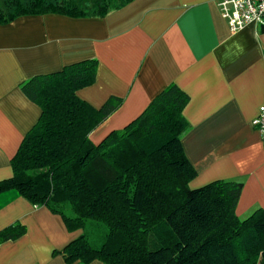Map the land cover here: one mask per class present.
Instances as JSON below:
<instances>
[{
	"label": "crops",
	"instance_id": "0c3cea01",
	"mask_svg": "<svg viewBox=\"0 0 264 264\" xmlns=\"http://www.w3.org/2000/svg\"><path fill=\"white\" fill-rule=\"evenodd\" d=\"M219 1L132 0L105 16L46 13L0 23V180L13 175L11 160L41 115L21 83L97 59L95 83L78 94L97 108L112 95L124 102L91 133L94 142L177 83L191 98L182 138L197 170L190 187L243 181L236 214L264 208V142L253 125L264 105V28L253 22L232 31ZM16 221L27 231L0 245V264H68L56 251L82 230L69 231L61 215L12 189L0 193V230Z\"/></svg>",
	"mask_w": 264,
	"mask_h": 264
},
{
	"label": "trees",
	"instance_id": "16d2710c",
	"mask_svg": "<svg viewBox=\"0 0 264 264\" xmlns=\"http://www.w3.org/2000/svg\"><path fill=\"white\" fill-rule=\"evenodd\" d=\"M131 1L3 0L0 23L46 13L105 16ZM97 68V59H87L21 83L41 115L11 160L13 175L0 180V193L15 189L61 215L69 231L82 230L56 251L68 264H264V208L246 218L236 214L244 182L190 187L197 170L182 143L190 95L169 84L96 143L91 133L124 102L112 95L97 108L80 97ZM26 231L18 221L4 227L0 245Z\"/></svg>",
	"mask_w": 264,
	"mask_h": 264
},
{
	"label": "built area",
	"instance_id": "2783aa9c",
	"mask_svg": "<svg viewBox=\"0 0 264 264\" xmlns=\"http://www.w3.org/2000/svg\"><path fill=\"white\" fill-rule=\"evenodd\" d=\"M218 5L234 32L253 22L264 25V0H220ZM253 125L264 142V105L260 107Z\"/></svg>",
	"mask_w": 264,
	"mask_h": 264
},
{
	"label": "rangeland",
	"instance_id": "374dc122",
	"mask_svg": "<svg viewBox=\"0 0 264 264\" xmlns=\"http://www.w3.org/2000/svg\"><path fill=\"white\" fill-rule=\"evenodd\" d=\"M3 3V0H0V5ZM99 232V231H98ZM92 234V238H94L95 240H100V233H97V232H92L90 233Z\"/></svg>",
	"mask_w": 264,
	"mask_h": 264
}]
</instances>
